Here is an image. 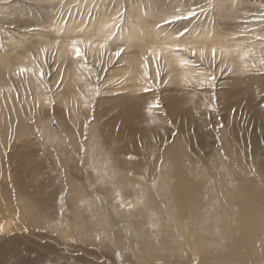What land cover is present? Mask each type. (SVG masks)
<instances>
[{"label":"bare ground","instance_id":"obj_1","mask_svg":"<svg viewBox=\"0 0 264 264\" xmlns=\"http://www.w3.org/2000/svg\"><path fill=\"white\" fill-rule=\"evenodd\" d=\"M16 2L20 1L1 0L0 4ZM189 2L96 1L75 8L63 2L65 8L56 29L51 27L53 22L36 23L22 30L12 22L0 25L1 37L18 38L19 43L27 41L19 58L31 53L28 65L21 67L25 71L21 76L17 72V81L25 79L27 84L15 87L16 95L5 86L10 79L0 75V108L31 105L38 113L40 106L52 100L49 94L67 102L70 112L80 117V105H98L96 113L90 115L93 121L97 115L95 125L100 130H88L82 154L75 153L74 157H81L91 166L95 182L114 197V207L126 202L131 194L132 209L139 214L135 222L142 219L159 237V248L144 245L142 254L148 262H182L188 249L195 258L201 255L204 264L264 262V125L260 127L264 122V97L258 99L259 92L264 95V1ZM27 3L32 9L43 7L41 1ZM135 3L142 10L140 15ZM12 6V10L18 8ZM12 44L8 43L9 48ZM13 47L7 52L15 51L18 42ZM10 61L6 58L1 64L9 66V73ZM225 77L232 80L231 84L228 82L226 88L215 93ZM165 86L170 89L163 95V107L157 96L146 91L161 93ZM213 92L219 99V109L227 114L222 123L217 121L221 134L216 136L226 144L211 155L215 168L204 170L200 166L205 162V152L199 150L214 138L203 121L210 117L204 111L209 112L215 100ZM107 93H112L111 98L98 100L99 95ZM250 95L256 98L249 102L251 108L257 109L256 121L247 125L241 121V110L243 100ZM103 114L104 121L98 117ZM89 122L91 119L86 124ZM61 124L60 130L49 128L44 138L48 145L54 143L52 148L58 152L73 155L70 137L75 138L74 131L63 120ZM82 124L81 120L79 125ZM97 131L103 137L96 135ZM172 132L173 140H167ZM81 141L76 140V146ZM126 151L144 162L139 171L150 176L160 199H168L169 205L163 199L165 210L148 184L132 177L136 164L124 161ZM229 159L235 161L234 168L227 165ZM246 161L259 165L256 182L252 176L246 179L237 172L251 173L239 166ZM9 170H0L2 175L13 177L4 192L16 201L26 181ZM52 174L45 181L52 189L63 192L64 198L57 203L71 201L63 204V219L68 224L65 229L70 230L66 235L79 240L98 239L103 247H111L108 233L83 213L87 203L92 214L93 195L84 199L78 187L62 188ZM58 176L69 178L66 169ZM40 195L47 197L45 192ZM38 201L47 200L23 195L18 201L24 219L31 226L60 230L55 221L45 217L48 206L39 210ZM129 227L124 220L120 230L127 235ZM35 254L29 255L27 264L34 262L31 256H39ZM136 256L142 258L140 254ZM25 262L23 257L17 264Z\"/></svg>","mask_w":264,"mask_h":264},{"label":"rangeland","instance_id":"obj_2","mask_svg":"<svg viewBox=\"0 0 264 264\" xmlns=\"http://www.w3.org/2000/svg\"><path fill=\"white\" fill-rule=\"evenodd\" d=\"M2 1L20 2L6 3L4 5L0 4V25L6 26L9 22H12L22 30L34 26V24L36 23H46L44 25H48V23L52 22L53 23L51 27L55 29L58 28L57 20H59L65 8L62 5L63 2H68L67 4H65V6L68 5L69 7L75 8L87 3L93 4L96 3V1H125V3L127 4L129 1H170V3L172 1H202L207 3L208 1L253 2L264 0H36L41 1L43 5V7L39 9H32V7H30V4H28L27 2L32 0ZM189 3L191 4V2ZM12 5L18 6V8L12 10ZM45 5H48V7L45 8ZM135 5L137 7L138 4L135 3ZM193 5L194 4H191V6ZM140 10L141 8H139L137 15H140L142 13V10ZM52 17H54V20ZM235 20L236 19L232 21ZM65 21L66 19L63 20V22ZM67 25V23L66 25H63L62 29L66 30ZM167 26H169V24H167ZM9 42H13L12 47L18 42V47L15 49V51L7 52V49H14V47L9 48ZM26 42L27 41L19 43L18 38L7 40L6 38L0 36V66L3 62H5L6 58H11L9 65L11 64L10 68L12 69V73H9L8 65L1 66L0 75L2 77L6 75V77L10 79H8L9 83L7 81V84L5 86L10 87L11 91H13L15 95V87L21 86L23 88L27 84L25 79L17 81V72L20 73L21 76V67H25V65H28L29 57L31 56V53H26L24 57H18L24 53L23 49L25 48L24 44ZM133 48L134 46L131 47V49ZM53 76L54 74H51L50 78H52ZM262 77L264 78V75H262ZM231 81L232 80H230V78L228 77L220 80L215 93L217 91H220L221 89L226 88L229 83L231 84ZM10 82H13V84L11 85ZM165 87L162 88L161 93L155 90L146 91L149 95L153 94L157 96L160 100L159 104L163 107L165 106L163 95L166 90L170 89L168 87ZM215 93L213 92V95ZM104 96L107 98H111L112 93L99 95L98 100H103ZM214 96L215 100L210 105L211 108H208L210 109L209 112H207L206 110L204 111L205 114H210V117L203 121L211 130L212 136L214 137L211 138V136H209V139H213V143L209 142L208 145L203 146L205 148H202L201 146L199 150L201 153L205 152V156L203 157V160L205 162L202 163V166H200L203 167L204 170L215 168L216 164L211 161V155L214 151L220 149L222 147V144H226L223 138L217 139L218 135L221 134L219 132L220 128H218L217 130V121L219 120L222 123V120H225V116L227 114L223 108L219 109V99L216 97V94ZM48 97L49 100L50 98L52 100H50L48 104L46 103V105L43 104L42 106H40V110L38 113L35 111V107H32L31 105L26 108L24 106L19 107L20 109H17L16 107H5L3 110H1L0 108V170L1 168L6 170L10 169V172H14L13 175L19 173L23 180L26 181V183L22 186L23 192L18 195V200L15 201L14 198H7V193L4 192L6 186L8 187L9 185H11L10 182H12L13 179H10L11 176L5 175V177L0 173V264H17L23 257L26 258L25 264H27L29 255H33L35 253H38L39 256H31V258L34 260L32 264H204L205 262L203 260V257L199 255L198 258H195L194 256H192L189 249L187 250L186 255H184L182 262H173L172 259L169 263L151 261L148 262L147 260H145L147 258L142 254V252L145 250L144 245L147 244L151 246V249L159 248V237L152 229L144 225L142 219H140L139 223L135 222V219L139 218V214L137 215V213L132 209L133 203L131 202V194L129 195V199H127L126 202L114 207V205H117L114 202V197H112V194L106 193L95 182L92 175L91 166L87 164L86 161H83L81 157H78L77 159L76 157H74L75 153L82 154L84 149L83 138L88 137V130L92 127H95V130H100L99 126L95 125L97 115L95 116L94 121L90 115L92 112L94 114L96 113L98 105L95 102L93 104L91 103L92 108L88 107L87 105L83 107L80 105V117L79 115L70 112L71 110L67 102L62 103L58 99H54L51 94H49ZM263 97V93L259 92L258 99H262ZM252 99L254 100L256 98L253 97V95H250L246 100H243L246 104L244 103V109L241 110L243 114H241V121H243V123L247 125H249V123L252 124L256 121V117L254 114L257 109L256 107L251 108V105L249 104ZM15 113L18 115V117H15ZM233 114L236 115L239 113ZM246 115L248 116L246 117ZM201 116L205 117V115ZM250 116L255 119L251 118ZM98 117L99 119H102V121L106 119L105 114H103L102 116L98 115ZM90 119L91 122L86 124V121ZM62 120L69 129L71 128L70 131H74L73 137H75L76 139H72L70 137L71 143L74 146L75 150L73 155L72 153L71 155H68L69 153L62 154L61 151L58 152L57 150H55L56 148H52L55 144L52 143L48 145L47 139L44 138V133L48 131L49 128L53 127L57 130H60ZM81 120L83 124L79 125V123H81ZM227 120H229V118H227ZM250 120H252V122ZM246 121L248 123H246ZM263 123H261L262 125H260L262 129L264 125ZM101 133L102 132L97 131L95 134L103 137L101 136ZM171 134L169 135L167 140H173L175 134L173 133V136ZM80 139H82L81 144L79 146H76V140ZM114 139H111L110 144L114 143ZM55 151H57L58 155H56ZM229 153L230 152H228V154ZM123 156L126 163H130L132 161L134 165L136 164V167L132 169V177L136 179V181L140 180L144 183H147L151 189L153 196L156 197L160 208L165 210L163 199H165V204H168V199L166 197H162V199H160L157 193L154 192L153 182L150 180V176L148 174H142L139 171L142 164L145 165L144 162H141L137 155L133 157L131 152L129 151L123 153ZM70 157H73L74 159H71ZM29 158L30 160H28ZM63 158L65 159V161H63ZM59 162H61L62 166L59 165ZM63 162L67 165L63 166ZM234 162V160L229 159L227 161V165L233 167V165L235 164ZM84 165H86L87 168H85ZM239 166L242 169L251 171L250 174L247 173L246 175L244 171H237V169L235 168V170L241 176L246 179H250L247 178V176L250 175L252 176L251 179L256 182L255 174L257 168H259V165L257 163H254L253 161H246ZM64 168L68 172V176L70 179L68 177L58 176L63 173V171L65 170ZM149 169H151V166H148L147 170L149 171ZM51 172L54 173V175H52L54 176L56 181H58V184H60L62 188L70 189L71 187H78V191L80 195H84V199H87L88 197L93 195V205L95 211L92 210L91 214L88 204L86 203L85 205H83V213L87 219H93L94 221H96L103 233H108V236L110 237L109 242L112 243L111 247H103L102 245H100L98 239H94L93 241L79 240L74 238L73 236H70L69 234L66 235L70 230L67 232V230L65 229V225L68 224H66L63 219L66 214V207L63 206V204H71V201L65 200L64 203H57V201L59 199L61 201L64 196L63 192L52 189L49 185L50 183H48V181H45L49 179V175ZM158 172L161 174L160 167L158 168ZM71 173H73L74 175L77 173L78 175L74 177ZM33 175H38L39 178L37 179L35 176L36 179H34ZM51 182L53 183V180ZM43 192L47 194V197L40 195ZM23 195L33 196L38 200L39 198L46 199L47 201H38V208L39 210H44L48 206V211H45V217L50 221H55L58 229H61L54 230L47 227L43 228L41 226H31V223L27 222L24 219V215L21 213V206L18 203ZM68 214L71 216L69 212ZM130 218L132 219V221ZM124 220L130 223L128 232L130 230L131 231L127 235L120 230L121 224H124ZM178 223H182V221L178 219ZM177 231L178 227L176 226L175 232ZM136 254L142 255V258L136 256ZM256 263L263 264L264 262H246L245 264Z\"/></svg>","mask_w":264,"mask_h":264},{"label":"snow or ice","instance_id":"obj_3","mask_svg":"<svg viewBox=\"0 0 264 264\" xmlns=\"http://www.w3.org/2000/svg\"><path fill=\"white\" fill-rule=\"evenodd\" d=\"M195 13L194 12H190L189 15H194ZM183 17H177V19H181ZM122 51V50H121ZM77 55H79V50H77ZM117 55H119V52L117 53ZM21 71H25L24 69H21Z\"/></svg>","mask_w":264,"mask_h":264}]
</instances>
